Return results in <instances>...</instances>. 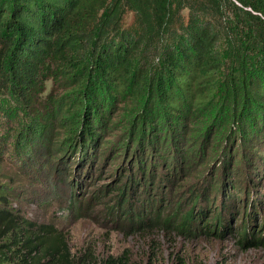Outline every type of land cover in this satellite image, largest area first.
<instances>
[{"label": "trees", "instance_id": "1", "mask_svg": "<svg viewBox=\"0 0 264 264\" xmlns=\"http://www.w3.org/2000/svg\"><path fill=\"white\" fill-rule=\"evenodd\" d=\"M223 102L221 127L264 131V0H0V118L17 126L22 157L32 143L48 152L60 133L74 157L96 147L118 104L133 107L137 139L181 143ZM6 154L0 145V264H81L55 222L15 207L13 185L25 178ZM146 220L139 230L159 224Z\"/></svg>", "mask_w": 264, "mask_h": 264}, {"label": "rangeland", "instance_id": "2", "mask_svg": "<svg viewBox=\"0 0 264 264\" xmlns=\"http://www.w3.org/2000/svg\"><path fill=\"white\" fill-rule=\"evenodd\" d=\"M132 22L129 13L124 25ZM45 86L53 90L50 79ZM224 107L198 115L181 143L161 148L137 139L133 107L118 104L97 146L77 157L65 152L63 133L48 152L32 143V158L22 157L13 124L0 118L8 165L25 178L13 185L14 205L55 222L81 264L119 256L128 264H264V131L221 127ZM217 216L222 226L212 223ZM144 217L159 224L139 230Z\"/></svg>", "mask_w": 264, "mask_h": 264}]
</instances>
